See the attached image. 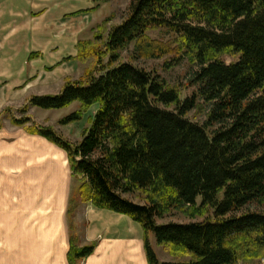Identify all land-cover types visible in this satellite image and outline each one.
Masks as SVG:
<instances>
[{
    "label": "trees",
    "instance_id": "1",
    "mask_svg": "<svg viewBox=\"0 0 264 264\" xmlns=\"http://www.w3.org/2000/svg\"><path fill=\"white\" fill-rule=\"evenodd\" d=\"M109 22L77 45L73 59L91 65L83 81L33 96L10 117L67 154L70 222L79 202L129 217L144 230L149 264H264V0H131L123 22L108 30ZM165 57L168 69L199 68L192 96L138 64ZM74 103L81 110L60 124L95 109L78 144L27 117ZM193 111L205 120L189 119ZM174 211L192 222L159 223ZM152 236L172 261L160 262ZM94 251L72 242L69 263Z\"/></svg>",
    "mask_w": 264,
    "mask_h": 264
},
{
    "label": "crops",
    "instance_id": "2",
    "mask_svg": "<svg viewBox=\"0 0 264 264\" xmlns=\"http://www.w3.org/2000/svg\"><path fill=\"white\" fill-rule=\"evenodd\" d=\"M95 8V0H0V109H19L21 94L26 101L77 65L79 37ZM36 34L47 36L51 55H23L21 64V46ZM8 121L0 129V264H70L72 242L95 244L81 264H149L144 230L129 217L79 202L70 222L67 154ZM150 244L161 263L173 260L154 236Z\"/></svg>",
    "mask_w": 264,
    "mask_h": 264
},
{
    "label": "rangeland",
    "instance_id": "3",
    "mask_svg": "<svg viewBox=\"0 0 264 264\" xmlns=\"http://www.w3.org/2000/svg\"><path fill=\"white\" fill-rule=\"evenodd\" d=\"M131 0H95L96 9L98 13L95 18L91 20H87L85 23V30L83 34L79 37V42L81 41H89L94 39V35L98 30V27L104 24L105 20L110 19V22L107 24L106 29H110L113 26L119 25L123 22L127 15L128 6ZM150 36L157 40H168L170 38L165 32L153 31L150 33ZM24 40V39H23ZM47 36H40L38 34L34 36H30L28 40H24L21 49V64H23V55H29L30 61L37 60V58L33 57V54L42 55L45 57H49L51 52H46V42ZM78 42V43H79ZM78 50V47H77ZM28 52V53H26ZM129 53H124V57L127 58ZM28 57V58H29ZM72 58V57H71ZM70 59V58H69ZM77 61V60H76ZM224 61L227 64H231L236 62L237 59L227 56L224 57ZM66 62V61H64ZM77 65L73 67H67L66 70H62L65 74H63L62 78L52 80L51 83L39 84L40 88L32 89L31 96L25 101L22 99L24 97V93L21 94L22 97L18 100L20 102L19 109H14L13 107L7 106L0 109V119L2 121V125L4 123H8L10 117L14 116L16 118H20L22 115L18 112L21 108L27 105L29 99L33 96H56L59 95L67 82H81L85 78L86 71L90 68V63H81L77 61ZM170 62V57H165L161 60H141L138 64L141 67H144L150 71H156L160 75H162L165 79H167L171 84H181L183 87L182 98L185 99L193 95L194 92L197 91V87H192L189 83L194 79L195 74L199 70V68L193 66L188 61L182 62L180 65L172 67L171 69L166 68V63ZM34 92V93H33ZM52 94V95H50ZM81 110V105L79 103H74L70 107L62 110H42L38 108H30L27 117H29L36 124L44 127L53 128L56 133L62 137H64L67 141L78 144L82 140L83 131L89 126V118L93 115L95 109H90L84 118L77 122L69 125L60 124L62 120L72 115L73 113L79 112ZM8 111V113H6ZM6 113V114H5ZM189 119L195 122H203L205 117L199 111H193L189 115ZM11 121V120H10ZM75 181L73 179V191H75ZM74 193V192H73ZM136 201H140L139 198L134 197ZM198 203H201V199L198 200ZM249 210H260L257 207L251 206ZM74 220V218H73ZM194 221H202L201 218H198ZM169 222L175 223H189L192 220L186 217L184 214L178 211L172 212L168 215L164 220H160V224H165ZM165 255H168L164 251ZM160 258L162 260L163 254H160Z\"/></svg>",
    "mask_w": 264,
    "mask_h": 264
}]
</instances>
